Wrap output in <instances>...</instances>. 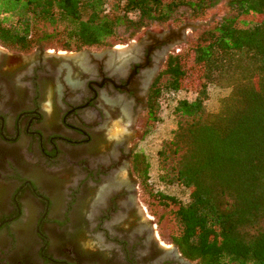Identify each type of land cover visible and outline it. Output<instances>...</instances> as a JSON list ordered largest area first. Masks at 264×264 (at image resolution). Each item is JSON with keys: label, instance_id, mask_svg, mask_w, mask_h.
I'll use <instances>...</instances> for the list:
<instances>
[{"label": "flooded vegetation", "instance_id": "af4514ba", "mask_svg": "<svg viewBox=\"0 0 264 264\" xmlns=\"http://www.w3.org/2000/svg\"><path fill=\"white\" fill-rule=\"evenodd\" d=\"M178 27L144 28L118 44L78 52L0 46V264H44L48 254L66 264H199L161 241L137 199L136 158L152 90L180 44L164 36ZM45 173L66 181L62 199L31 196L39 190L36 179L53 193ZM25 201L42 209L34 225L38 241L26 252L19 247ZM83 205L87 222L78 227L77 217L68 231ZM54 206L64 228L44 227L55 220ZM84 227L103 248L82 252L70 237Z\"/></svg>", "mask_w": 264, "mask_h": 264}, {"label": "trees", "instance_id": "16d2710c", "mask_svg": "<svg viewBox=\"0 0 264 264\" xmlns=\"http://www.w3.org/2000/svg\"><path fill=\"white\" fill-rule=\"evenodd\" d=\"M219 2L0 0V46L20 53L38 46L100 49L121 41V27L130 36L176 20L182 8L197 20ZM227 8L228 16L168 57L152 90L147 128L162 94L188 90L187 70L196 73L194 99L176 102V126L156 152L159 183L185 190L187 201L149 187V166L139 150L135 172L159 205L171 207L179 229L170 240L184 258L264 264V0H227ZM231 73L236 82L218 111L208 113L209 86Z\"/></svg>", "mask_w": 264, "mask_h": 264}, {"label": "rangeland", "instance_id": "374dc122", "mask_svg": "<svg viewBox=\"0 0 264 264\" xmlns=\"http://www.w3.org/2000/svg\"><path fill=\"white\" fill-rule=\"evenodd\" d=\"M185 11L186 9L184 8L180 9L178 18L176 20H171L164 24L152 23L145 28H149L152 31H159L161 29H166L167 27H177L186 22L204 23V26H202L200 29L196 31H188V33L185 36L184 42L180 43L175 50V53L180 54L184 52L188 47V45L193 42L194 38L198 35L200 31L212 27L221 18L229 15V10L227 8V0H220V2L216 6L208 9L205 12L204 16L197 20H189L187 15H185ZM123 30L124 29L122 27L119 29V33L122 34V39L120 42L127 40V38H131L133 36L139 35L140 33L143 32L144 28L132 33L130 36H128L127 33H123ZM120 42L118 41L115 42L114 44H118ZM43 48L47 50L62 51L53 46H46V47L43 46ZM34 49L30 50L29 52L33 51ZM186 78L187 79L185 81V84L187 83L188 90H184L182 92L173 93V94L172 93L162 94L156 120L154 121V123L151 124V126L149 125V127L146 129V132L144 133L143 141L139 143L140 147L138 149L140 152L144 153L146 161L149 166V170H148L149 187L153 188V190H158L166 194L173 195L174 197L178 198L182 203H185L188 198L187 192L185 190H182L181 188L176 186L164 187L159 183L157 179L158 168H157L156 152L159 149L161 143L164 140H167L171 137V133L176 126V117L173 114V108L176 102L180 99L192 100L196 95L195 91L191 90L190 88L193 86L192 84L193 82H197L196 73H191L190 70L188 69ZM236 79L237 77L234 73L223 74L218 78V80L214 84L209 86L208 100L206 101V110L208 113L214 114L218 111L220 102L228 95L232 85L236 82ZM54 141H56V139H54ZM41 176L42 178L50 182H53V184H55L56 186L53 190V193L51 194L49 193V191H45L44 189L41 190L40 187L41 184L37 182L38 180L36 179L35 181L39 187V190L41 191L39 190L34 191L33 189H35V187H33L32 190L34 192L33 195H31L33 199L42 202H45L47 200L46 196L47 197L54 196L57 197L58 199L60 198L62 199L63 194L65 195V185H66L65 184L66 181L63 180L62 176L55 175L56 176L55 177L54 175L52 176V174L49 173L42 174ZM137 182L139 184V191L137 197L138 205L141 209H144V211L145 209L147 210L145 212L146 214L149 215L150 223L153 225V227H155L154 231L159 234L162 242L168 244L169 242H171L170 239L172 235L176 234L177 230L179 229V225L171 213L172 212L171 207H164L162 205H159L157 201L146 192V189L144 188V183H142L139 177H137ZM55 208L56 206L53 207V211ZM60 209L62 210L61 200L59 202V205L57 206L56 212L60 213L61 212ZM22 210L24 213L20 226L22 227L23 234L21 235V240H20L21 244L19 247L25 249L26 252L27 250L31 249L32 246L35 245L38 241L34 230V225L42 209L37 204L25 201L23 203ZM88 210H89L88 205L77 207L76 210L77 215H75L76 219L74 220L73 217V219L71 220L72 222L69 223L68 231H71L72 227L73 228L75 227L77 217H78V223H77L78 227L83 225V222L85 221L87 222L86 214ZM56 212L54 211V215L51 214L52 217L51 219H55V217H57L55 216ZM60 219L64 221L63 215L62 218ZM60 219H55L54 221H47V222L45 220L44 227L48 223L50 228L51 227L64 228L63 222ZM6 225H3L2 227ZM90 234L91 232L89 231V227L88 228L84 227V230L82 229L79 235L77 234L75 236L70 237L71 239L73 238L74 241L76 240V243L78 244L79 248L86 255L97 251L99 248H103L97 235L94 234V236H90ZM19 239L20 238H18V240ZM50 242H52V245L58 249L59 243L56 238L51 237ZM53 252L55 254V257H59V255L56 254V251L53 250ZM50 256L51 255L48 254L42 258L44 264H66V262L55 260ZM35 264H43V263L38 259H36Z\"/></svg>", "mask_w": 264, "mask_h": 264}, {"label": "water", "instance_id": "95a60500", "mask_svg": "<svg viewBox=\"0 0 264 264\" xmlns=\"http://www.w3.org/2000/svg\"><path fill=\"white\" fill-rule=\"evenodd\" d=\"M202 26H204V23L202 22H186L180 25L178 28L172 29L169 32H167L164 38H169V37L180 38L179 43H183L188 31H196L200 29Z\"/></svg>", "mask_w": 264, "mask_h": 264}]
</instances>
